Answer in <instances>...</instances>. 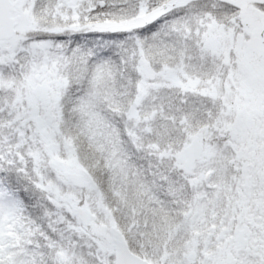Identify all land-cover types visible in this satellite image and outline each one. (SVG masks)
<instances>
[{
	"label": "snow or ice",
	"instance_id": "1",
	"mask_svg": "<svg viewBox=\"0 0 264 264\" xmlns=\"http://www.w3.org/2000/svg\"><path fill=\"white\" fill-rule=\"evenodd\" d=\"M0 264H264V0H0Z\"/></svg>",
	"mask_w": 264,
	"mask_h": 264
}]
</instances>
